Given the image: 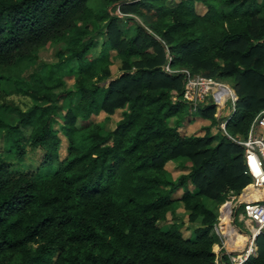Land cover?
I'll list each match as a JSON object with an SVG mask.
<instances>
[{"label": "trees", "instance_id": "16d2710c", "mask_svg": "<svg viewBox=\"0 0 264 264\" xmlns=\"http://www.w3.org/2000/svg\"><path fill=\"white\" fill-rule=\"evenodd\" d=\"M182 70L234 89L227 134L213 105L184 100ZM12 93L33 103L0 140L42 155L34 171L0 163V264H216L220 208L252 183L233 139L264 110V0H0V99ZM117 111L112 129L90 120ZM193 118L209 123L183 134ZM257 247L245 264H264V227Z\"/></svg>", "mask_w": 264, "mask_h": 264}, {"label": "built area", "instance_id": "2783aa9c", "mask_svg": "<svg viewBox=\"0 0 264 264\" xmlns=\"http://www.w3.org/2000/svg\"><path fill=\"white\" fill-rule=\"evenodd\" d=\"M165 69L171 71L168 65ZM182 71L185 74L182 97L193 110L210 104L221 114L227 103L229 112L234 109L235 91L228 83ZM220 127L227 134L224 120ZM233 140L244 147L245 173L250 175L252 183L250 190L247 188L239 194L231 192V200L220 208L212 227L217 237L213 244L216 264H245L249 257L257 254V239L264 227V110L252 121L246 138ZM253 194H258L257 198ZM240 206L243 211L238 213ZM223 255H226L227 262L223 263Z\"/></svg>", "mask_w": 264, "mask_h": 264}, {"label": "rangeland", "instance_id": "374dc122", "mask_svg": "<svg viewBox=\"0 0 264 264\" xmlns=\"http://www.w3.org/2000/svg\"><path fill=\"white\" fill-rule=\"evenodd\" d=\"M203 6L198 5L197 10L199 12L203 11ZM55 47L50 44L42 47L39 50V59L45 63L52 62L55 60L54 57ZM165 67V66H164ZM111 70V78L106 79L101 85H107L109 80L116 77L120 71L118 69V61L116 59L113 60V64L110 66ZM66 84L67 87L72 86L73 79L72 77H67ZM229 84V83H228ZM62 99L59 101V104H62ZM33 101L29 96L23 95L21 93H12L8 95H4L0 99V133L4 131L8 125L13 124L18 118L19 110L24 111L32 105ZM225 112H218L215 113V116L219 118V127L220 122L224 120V117L229 113V103L226 104ZM63 113V110H61ZM192 116H196L193 113ZM121 117L120 111H117L113 115H106L104 112L100 113L99 115L91 116L90 120L96 123H101L106 129H112L115 125V122ZM209 123L208 120H201L198 118H193V120L185 121L183 127L181 128V132L183 134H202L204 132V127ZM221 128V127H220ZM61 138V145L59 149L60 156L63 157L66 153V139L64 136L60 135ZM8 144L4 143L0 140V163H3L10 171L15 173H22L27 171H34L39 166L41 162V155L42 150L38 148H26V152L20 158L13 152V150L8 149ZM182 164L188 165V160H182ZM167 170L169 174L175 178L181 173V168L177 166L175 162H169L167 164ZM249 187L247 190H250ZM180 195V191L177 193ZM258 194H253L256 198ZM242 206L239 207L238 213L242 212ZM176 216L183 222L184 226L182 227L183 234L188 236L190 234V229L186 227L189 225V220L187 214L184 212V209L181 205H179L175 210ZM172 216L170 213L167 215L166 221H160L159 225L167 227L172 222ZM239 226H242L238 221H236ZM241 239V238H240ZM233 248V247H231Z\"/></svg>", "mask_w": 264, "mask_h": 264}, {"label": "water", "instance_id": "95a60500", "mask_svg": "<svg viewBox=\"0 0 264 264\" xmlns=\"http://www.w3.org/2000/svg\"><path fill=\"white\" fill-rule=\"evenodd\" d=\"M235 96H236V99H237V95H236V93H235Z\"/></svg>", "mask_w": 264, "mask_h": 264}, {"label": "bare ground", "instance_id": "6f19581e", "mask_svg": "<svg viewBox=\"0 0 264 264\" xmlns=\"http://www.w3.org/2000/svg\"><path fill=\"white\" fill-rule=\"evenodd\" d=\"M251 187V186H250ZM258 196V195H257ZM257 196H256V198H257Z\"/></svg>", "mask_w": 264, "mask_h": 264}, {"label": "crops", "instance_id": "0c3cea01", "mask_svg": "<svg viewBox=\"0 0 264 264\" xmlns=\"http://www.w3.org/2000/svg\"><path fill=\"white\" fill-rule=\"evenodd\" d=\"M242 193V192H241ZM239 194V193H238Z\"/></svg>", "mask_w": 264, "mask_h": 264}]
</instances>
